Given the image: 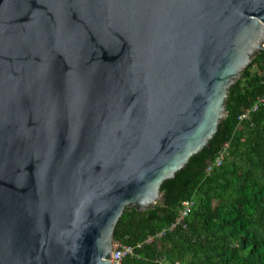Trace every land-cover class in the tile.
Segmentation results:
<instances>
[{"label": "water", "instance_id": "obj_1", "mask_svg": "<svg viewBox=\"0 0 264 264\" xmlns=\"http://www.w3.org/2000/svg\"><path fill=\"white\" fill-rule=\"evenodd\" d=\"M263 41L264 0H0V264H111Z\"/></svg>", "mask_w": 264, "mask_h": 264}, {"label": "trees", "instance_id": "obj_2", "mask_svg": "<svg viewBox=\"0 0 264 264\" xmlns=\"http://www.w3.org/2000/svg\"><path fill=\"white\" fill-rule=\"evenodd\" d=\"M251 64L260 73L250 71ZM263 70L264 52H259L229 88L223 133L210 159L228 142L230 156L222 165L211 175H206L205 166L193 176L168 179L160 188L161 199L150 209H124L115 226L114 239L134 246L169 226L183 201H193L184 227L176 226L150 244L136 248L139 258L126 257L123 264H158L163 259L169 264H264V183L259 184L248 171L237 175L236 183L229 177L237 172L230 158L236 155L238 146L244 147L242 154L256 157L253 164L264 170ZM259 96H263V102L248 119L239 121L240 113ZM235 184L236 190L225 196V191ZM158 243L167 251L156 250Z\"/></svg>", "mask_w": 264, "mask_h": 264}, {"label": "built area", "instance_id": "obj_3", "mask_svg": "<svg viewBox=\"0 0 264 264\" xmlns=\"http://www.w3.org/2000/svg\"><path fill=\"white\" fill-rule=\"evenodd\" d=\"M261 46L264 49V41L261 43ZM264 52V51H263ZM263 102V96H259L250 107L245 108L240 115L238 116L239 121L248 119L250 117V114L254 112L259 104ZM229 143L224 142L214 158L208 162V164L205 167V173L206 175H211L214 172V169L217 167H220L222 163L225 161L226 158H228L229 155ZM193 205V201L186 200L181 203V207L178 209L176 217L174 221L167 227L162 228L160 231H158L155 235H148L143 241L137 243L136 245H128L121 243L119 241H114L112 246V251L110 254V262L111 264H122L124 258L126 257H136L139 258L138 255L135 254L136 248H141L142 246L146 244H150L152 241H154L155 238H159L164 235L166 231L173 230L176 226H185L184 219L187 217L189 211L191 210ZM159 264H161V261H159ZM178 264V263H176Z\"/></svg>", "mask_w": 264, "mask_h": 264}, {"label": "rangeland", "instance_id": "obj_4", "mask_svg": "<svg viewBox=\"0 0 264 264\" xmlns=\"http://www.w3.org/2000/svg\"><path fill=\"white\" fill-rule=\"evenodd\" d=\"M249 70L252 71V72H257V71L259 72V70L256 69L255 64H253V65L251 64ZM261 72L264 73V70L261 71ZM243 148H244L243 146H241V147L238 146L236 155L235 156H231V158H230V160L232 161V163L234 164V166H236L235 170H237V172L234 174V176L229 175V177H233L235 179V183H236V178L238 177L237 175H239L242 172L248 171V172H250L252 174V176L254 178H258V183L259 184L264 183V170H263V168H261L257 163L256 164H253L252 160L253 161H256L257 160L256 157H252L248 153H243L242 154L241 152L243 151ZM228 168L231 169L232 167L229 166ZM247 185H248V183H247ZM234 189L236 190V184H235L234 188H228L225 191V196L226 195H231V193L234 192ZM157 201H159V200H157ZM155 249L158 250V251H161V252H166L167 251V249L163 246L162 243L161 244L160 243L156 244V248ZM187 258H189V257H187ZM156 259L159 260L160 257L159 258H155L153 260L154 263H156L155 262ZM160 261H161V264H169V261L166 260V259L165 260L163 259V260H160ZM122 264H123V262H122ZM180 264H182V263L180 262Z\"/></svg>", "mask_w": 264, "mask_h": 264}]
</instances>
